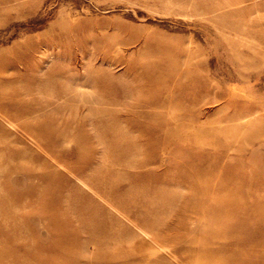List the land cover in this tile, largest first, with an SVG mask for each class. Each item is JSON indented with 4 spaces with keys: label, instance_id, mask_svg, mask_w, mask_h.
Wrapping results in <instances>:
<instances>
[{
    "label": "rangeland",
    "instance_id": "374dc122",
    "mask_svg": "<svg viewBox=\"0 0 264 264\" xmlns=\"http://www.w3.org/2000/svg\"><path fill=\"white\" fill-rule=\"evenodd\" d=\"M0 264H264V0H0Z\"/></svg>",
    "mask_w": 264,
    "mask_h": 264
},
{
    "label": "bare ground",
    "instance_id": "6f19581e",
    "mask_svg": "<svg viewBox=\"0 0 264 264\" xmlns=\"http://www.w3.org/2000/svg\"><path fill=\"white\" fill-rule=\"evenodd\" d=\"M6 1V0H5ZM189 84H186V85H183V86H185V87H187ZM182 85H181V87H183ZM188 89H189V91H188V94H187V96H188V98L190 97V95H192L194 92H196V91H194V89H193V87L191 86V84H190V86L189 87H187ZM195 94V93H194ZM182 109H183V111H184V113L185 112H188V111H190L191 109L188 107V106H185V107H182ZM170 135V134H169ZM200 238V237H199ZM199 253V252H198ZM206 257V256H205ZM202 258V262H207V261H210L209 260V257H206V258Z\"/></svg>",
    "mask_w": 264,
    "mask_h": 264
}]
</instances>
